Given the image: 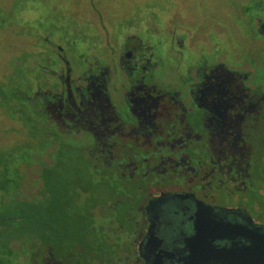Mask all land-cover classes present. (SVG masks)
<instances>
[{"label":"flooded vegetation","instance_id":"af4514ba","mask_svg":"<svg viewBox=\"0 0 264 264\" xmlns=\"http://www.w3.org/2000/svg\"><path fill=\"white\" fill-rule=\"evenodd\" d=\"M216 2L0 0V264H264V7Z\"/></svg>","mask_w":264,"mask_h":264},{"label":"rangeland","instance_id":"374dc122","mask_svg":"<svg viewBox=\"0 0 264 264\" xmlns=\"http://www.w3.org/2000/svg\"><path fill=\"white\" fill-rule=\"evenodd\" d=\"M212 2H219L222 1V13L225 11H228L231 8H236L241 11H246L247 9L251 7H264V0H208L210 3ZM216 2V3H217ZM216 7V6H211V8ZM214 9L210 10L208 9L206 11L207 14H214ZM209 27L208 24L203 26L202 29L199 31L200 34L204 33L206 28ZM27 146V143L22 144H12L11 138H0V159L2 158L3 163L5 165H9L14 161V158H18V160L13 163V165H19L21 162H27V157H28V152L25 148ZM21 157V158H20ZM10 167V166H9ZM4 198V197H3ZM11 203L15 204L13 202L12 196H8L6 199V204L10 205ZM11 230V229H10ZM10 232V233H9ZM8 233L6 232L4 237H3V242H7L11 240L12 238H18L19 236H22L24 241L29 240V234L28 231L26 233L24 232H19V230L12 229V231H9ZM10 238V239H9Z\"/></svg>","mask_w":264,"mask_h":264}]
</instances>
